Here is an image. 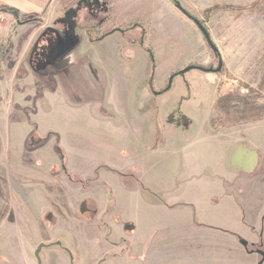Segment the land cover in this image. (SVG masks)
Segmentation results:
<instances>
[{
    "label": "rangeland",
    "instance_id": "1",
    "mask_svg": "<svg viewBox=\"0 0 264 264\" xmlns=\"http://www.w3.org/2000/svg\"><path fill=\"white\" fill-rule=\"evenodd\" d=\"M255 2L117 0L113 3L114 8L109 16L110 24L107 22L105 26L98 29L101 35L105 34L106 31H110L108 29H110L109 25L112 26L111 22L119 26L133 24V28L142 26L145 29L142 31V34H146L143 45L137 42L141 33L139 29H136L135 33L128 31L126 37L123 36L124 39L115 33L111 38L106 39L107 43L101 48L104 52L103 56L109 58L108 64L110 59L114 61L112 66L109 64V76L114 88L111 92L113 94L110 100L111 105L116 108L115 112L120 113L116 114V117L120 120L122 116L121 121L133 124V127L126 131L128 135L126 150L128 151L130 146L129 150L133 155H136L138 151L136 149H140L139 153L144 152L142 157H139V162L135 163L128 159L127 163H131L130 174L132 175L141 167L146 169L144 184L146 187L144 189L140 187V189L142 194L146 193L148 203L158 205L164 201V195L159 190V182L163 177L166 181L171 180L172 184H175L176 179L171 170L164 169V166H169L171 162L163 153L165 131L154 128V120L153 117H149L150 115L137 119L134 115L136 108L130 103V95L143 79L144 73L149 89L150 79L169 77V73L187 61L192 63L176 72L199 66L223 76L224 80L219 87L226 84L231 91L228 95L232 96L230 102L232 109L227 114L225 123L235 124L264 118V31L255 34V26H253L254 29L251 28V24L257 26L263 24L264 29V0L251 10L253 15H244L243 11L231 10L229 12L237 11L234 19L221 20L223 13L228 12L223 9L224 6L238 8ZM215 7L217 8L215 11H210ZM105 16H101L99 21H104ZM219 22L226 23L224 31L218 32L216 26ZM188 24L198 30L210 57L209 63L203 65L193 62L197 54L194 44H191L192 47L189 49L182 46L184 39L189 40L187 38ZM204 33L214 49L210 47ZM127 38L130 39L129 47L134 43L139 46L129 48L132 56H127L126 52L123 53V49L117 50L115 46L117 42L121 43ZM262 43L263 46H261ZM99 49L98 46L95 51ZM220 64L223 69L221 68L222 71L220 69L217 73ZM199 72L206 73L203 70H191L189 71L191 75L187 78H184V75H178L172 81L168 78L165 84H162V88L165 89L171 81L170 87L177 94L185 93L188 85L192 88L209 90L203 99L189 104L190 112L197 120L192 128L196 133L202 129L206 131L207 119L211 114V87L201 78ZM53 91L55 94L50 99L54 102V106L48 109V113L46 114V108L40 112L37 103V115L34 116L33 112L31 113L35 122L34 126L38 127L37 131L40 135L39 152L46 156L47 160L36 159V154L31 152L38 146L33 148L32 143L28 142V154L21 161L19 158L22 156L20 155L22 153L20 135L24 128L20 127L18 119H12L8 126V122L5 123L3 118L5 114L2 117L0 113V182L5 189L4 202L0 198V264H37L34 253L38 246L58 241L69 250L68 257L60 248H44L39 254L41 264H69L70 257L73 260L72 264H99V255L103 252L102 245L95 238L96 226H98L96 223L100 206L105 208L107 204L100 199L98 203L94 200L95 216L90 217L91 211H86L85 217L82 215L80 205L76 203L80 198L79 192L90 195L91 198H95L97 193L96 197H98L102 187L99 184L101 180L100 177L98 178V171L105 166L109 174H116L113 172V162H105L96 168L94 164L86 167L84 165L86 162L83 164L74 159L78 156H73L70 152L68 154L65 143H68L71 137L79 138L80 135H84L80 125L86 119V113L84 110L80 111L78 107L62 103L61 97L64 96L71 102L79 97L78 93L75 92L71 96L64 90L53 89ZM57 94L60 95L57 96ZM236 140L241 143H235ZM255 140H259L263 148L254 151L260 155L261 159L257 170L248 175V179L253 181L235 182L232 185L235 189H231L232 202L224 200L223 207L218 211L220 217H227L226 212H228L232 216L231 219L246 224H239L238 233L242 234V238L245 233L248 235L258 230L256 224L260 223V218L263 219L264 216V119L236 126L226 127L225 125L214 131V136H209L210 145L214 146L216 152L224 148L228 149L234 143L243 144L248 148L251 141ZM56 144L62 151L57 158L54 155ZM63 167L70 171L64 175V179L63 172L61 173ZM17 171L21 172L25 178L18 177ZM47 171L54 174V178H49L54 182L53 187L47 179L31 177L32 174L38 175V173L44 174L45 177ZM58 173L61 175L59 176ZM127 175L129 176L128 173ZM28 177L30 179H27ZM97 178L98 184L95 182ZM121 178L127 179L125 176ZM177 178L179 183L184 182L182 174ZM110 180L111 176H108V181ZM60 181H63L64 185L58 187L62 184ZM137 187L134 185V188ZM108 197H110L109 194ZM86 201L88 205H93L91 199ZM114 202L119 206V201ZM110 208L109 205L108 210ZM122 210L123 208H119V211ZM152 212L155 211L148 212L149 218L146 219V224L155 222L154 224L163 225L165 218L154 221L152 218L155 213L152 214ZM186 219L184 215H180L177 221L167 220L169 224L175 223L176 228L167 230L162 228L151 232L150 241L148 246L146 243V251L143 252L145 254H142L143 257L137 264H264L262 262L264 241L259 238V232H255L258 236L255 243L251 244L250 240L247 243L244 242L248 246V251L252 250L249 253L241 245L242 240L238 237L211 229L210 226L196 222V219L192 223H188ZM259 226L264 229V219ZM156 227L160 228L159 225ZM98 228L100 232L103 231L101 226ZM148 229L149 227L146 231ZM141 230L139 226V233Z\"/></svg>",
    "mask_w": 264,
    "mask_h": 264
},
{
    "label": "crops",
    "instance_id": "2",
    "mask_svg": "<svg viewBox=\"0 0 264 264\" xmlns=\"http://www.w3.org/2000/svg\"><path fill=\"white\" fill-rule=\"evenodd\" d=\"M116 1L0 0V113L2 117L5 114L3 118L5 123L8 122V126L12 119H18L20 127L24 128L20 135L22 150L20 160L28 154L27 145L31 139L38 146L31 152L36 154V159H48L39 152L40 135L31 116L32 112L34 116L37 115L36 103L39 111L46 108L47 114L48 109L54 106V102L50 99L55 94L53 89L64 90L71 96L76 92L79 97L75 98V101L70 102L64 96L61 99L62 103L78 107L80 111L84 110L86 113V119L80 125L84 135H80L79 138L71 137L69 142L65 143L67 152L78 156L77 159L74 158L75 160L86 162L83 163L86 167L94 164L96 168L105 162H113V172L116 173L109 174L105 166L101 167V171L97 170L98 178L100 177L101 180L99 184L102 185L99 186L98 197H96L97 193L95 198L80 194L77 203L89 199L98 203L100 199L107 204L105 208L101 206L99 208L96 225H102L103 233L96 226L95 237L102 245L103 252L99 256L106 258L104 264H137L141 261L142 254H145L143 252L146 251V243L148 246L151 232L162 228L163 230L176 228L175 223L169 224L167 220L177 221L180 215H184L188 223L196 219V222L202 225L234 235L245 243L250 240L252 244L258 240L255 232H259V238L264 241V229L259 226L264 216L263 219L260 218V223L256 224L258 230L250 232L248 234L250 237L245 233L243 238L238 232L239 224L246 225L244 222L239 223L231 219L232 216L228 212H226L227 217L219 216L218 211L223 207V201L232 202L231 189H235L232 185L238 180L242 183L253 181L248 179V175L257 170L261 159L254 151L263 148L259 140L251 141L248 148L243 144H235L241 143L236 140L228 149L224 148L217 152L214 146L210 145L209 136H214L211 127L215 118L214 104L217 99L231 92L226 84L219 87L224 80L222 75L199 72L201 78L211 87V114L207 119L206 131L202 129L196 133L192 128L197 120L190 112L189 104L203 99L209 90L192 88L188 85L185 93L177 94L171 87L162 88V84H165L169 77L154 78L153 88L148 89L144 73L143 79L130 95V103L136 108L134 115L137 119L150 115L149 117H153L154 120V128L165 131L163 153L171 162L169 166H164V169L171 170L176 180L175 184H172L171 180L166 181L164 177L160 180L159 190L164 195V201L158 205L148 203L146 193H141L140 187L143 189L146 187L144 185L146 169L141 167L132 175L131 163L127 161L131 159L132 162H139V157H142L144 152L139 153L140 149H136L138 151L133 155L130 153V146L128 151L126 150L128 136L126 131L130 130L133 124L121 121L122 116L120 120L116 117V114L120 113L115 112L116 108L111 105L110 100L113 97L111 92L114 88L109 76V64L112 66L114 61L110 59L108 64L109 58L103 56L104 52L101 48L115 33L123 37L128 31L135 33L137 28H133V24L119 26L111 22L112 26L109 25L110 29H108L110 31H106L107 35L104 37H101L98 30L110 22L109 16ZM245 1L251 3L257 0ZM13 13L17 15L16 18ZM242 13L253 15L252 11ZM235 15L237 11L223 13L221 20L228 18L233 20ZM101 16H105L104 21H99ZM28 19L33 21L21 23ZM225 25L226 23L219 22L216 26L218 32L224 31ZM128 26H131V29L126 30L125 33L117 32ZM253 26H255V34L263 33V24L259 26L251 24V28L254 29ZM138 28L145 30L142 26ZM187 33L189 40L184 39L182 46L189 49L192 47L190 45L194 44L197 54L193 62L203 65L209 63L210 57L196 27L192 28L188 24ZM126 40L117 42L116 49H123V53L132 56L130 49L138 45L134 43L129 47L130 39ZM145 40L146 35H143L137 42L143 45ZM98 46L100 49L96 52L95 48ZM189 63L192 62L186 61L178 65L179 68L169 73V76ZM190 75V73L184 74V78ZM52 139L54 140V137ZM54 153L56 158L62 153L57 144ZM62 170L64 179V175H67L69 170L67 171L66 167ZM180 173L184 176L182 183H179L177 178ZM108 176H111L110 181ZM122 176L127 179L122 180ZM98 178L95 180L96 183ZM60 183L64 185L63 181ZM134 185L138 187L134 188ZM114 201H119V206ZM109 205L111 208L108 210ZM93 208L96 210L95 205ZM119 208L123 210L119 211ZM149 211H155L152 212L155 213L152 218L154 221L164 217L165 223L146 224ZM157 225L160 228H157ZM139 226L142 229L140 233ZM147 227L149 229L146 231ZM123 248L126 251L122 250ZM115 255L116 257H112ZM262 256L264 258V251Z\"/></svg>",
    "mask_w": 264,
    "mask_h": 264
},
{
    "label": "trees",
    "instance_id": "3",
    "mask_svg": "<svg viewBox=\"0 0 264 264\" xmlns=\"http://www.w3.org/2000/svg\"><path fill=\"white\" fill-rule=\"evenodd\" d=\"M263 0H257L255 3L249 5V6H243V7H233V6H224V10L225 11H231V10H237V11H251L254 10ZM217 8H213V10L210 11H215ZM208 12V11H207ZM33 21V19H28V20H24L21 23H26V22H31ZM197 69L202 70V67L196 66ZM223 69V68H222ZM221 69V71H222ZM180 75L179 72L173 73L170 75L171 79H174L176 76ZM149 85H150V89H152V84H153V78L150 79L149 81ZM232 96L231 95H227L225 97H221L219 99H217V101L214 104V111H215V118L212 120V130L216 131L219 129V127L222 126H236V125H241V124H247L253 121H258V120H263L264 118H259L256 120H251V121H247V122H242V123H235V124H229V123H225V118L227 116V114L229 113V111L232 109L230 106V102H231Z\"/></svg>",
    "mask_w": 264,
    "mask_h": 264
},
{
    "label": "flooded vegetation",
    "instance_id": "4",
    "mask_svg": "<svg viewBox=\"0 0 264 264\" xmlns=\"http://www.w3.org/2000/svg\"><path fill=\"white\" fill-rule=\"evenodd\" d=\"M128 29H131V26H128V27H126V28H124V29H122V30H118L117 32H120V33H125L126 32V30H128ZM136 29V28H135ZM137 29H139L138 27H137ZM140 30V37L141 36H143L144 34H142V31H143V29H139ZM105 35H107V33H105V34H102L101 35V37H104ZM146 35V34H145ZM100 37V36H99ZM193 67V66H192ZM194 68L195 69H193V70H197V71H200L199 69H197V67L196 66H194ZM222 68V67H221ZM174 73H176V72H174ZM189 73V72H188ZM173 74V73H172ZM185 74H187V73H185ZM212 74H215V73H212ZM171 75V74H170ZM181 75V74H180ZM184 75V74H183ZM169 79H171L170 78V76H169ZM173 79H171V81H172ZM170 82V81H169ZM153 85V84H152ZM168 89H169V86H168ZM29 142H31L32 143V147L34 146H36V143L34 144L33 142H32V139L29 141ZM31 145V144H30ZM33 147V148H34ZM22 161V160H21ZM38 173V172H37ZM16 175L18 176V177H23V178H25V176H23V174L21 173V172H19V171H17L16 172ZM33 176H31V177H38V178H40L41 180L42 179H44V180H46L47 179V181H48V183H52L53 185H52V187L54 186V182L53 181H50L51 179H49V178H52L53 177V175L54 174H51L50 172H48L47 171V174L45 175V177H44V174H39L38 173V175H34V174H32ZM54 178V177H53ZM27 179H30V177H28ZM58 183V182H57ZM60 186H62L61 184L58 186V187H60ZM5 191V189H4V186L1 184V182H0V198L1 199H3V202H4V200H5V197H4V194H3V192ZM80 192H79V195H78V197H80ZM82 195V194H81ZM85 200V199H84ZM93 203V205H88L87 204V201H82V202H80L79 203V205H80V207H81V211H82V215L83 216H85L84 215V213L86 212V211H91V213H92V215L90 216V217H92V216H95V208H93L94 207V202H92ZM77 204V203H76ZM91 206V207H90ZM86 217V216H85ZM0 219H1V214H0ZM48 219V218H47ZM101 229H102V225H101ZM55 243H60V245L59 246H55V245H53V246H50V247H46V248H51V247H56V248H60V249H62V251L64 252V253H66L67 254V257H68V254H69V250L66 248V247H64L63 245H62V243L60 242V241H58V242H54V243H50V244H48V245H44V244H41V245H44V246H49V245H51V244H55ZM240 243H241V245L242 246H244L246 249H247V245L246 244H244V241L242 242V241H240ZM42 249H44V248H42ZM122 250H124V251H126V249L125 248H123ZM247 251H248V249H247ZM251 251L252 250H250V251H248L249 253H251ZM122 251H120V253H121ZM124 253V252H123ZM257 254H259V252H256ZM262 253V252H261ZM40 254V253H39ZM117 254V253H116ZM112 257H116V255L115 256H112ZM1 259H2V257H1ZM36 259V258H35ZM69 259V258H68ZM70 263L69 264H72V257H70ZM37 261V260H36ZM106 261V258H103V257H99V264H104V262ZM263 262V261H262ZM37 264H41V262L40 263H38V261H37ZM95 264V263H94ZM260 264H262V263H260Z\"/></svg>",
    "mask_w": 264,
    "mask_h": 264
},
{
    "label": "water",
    "instance_id": "5",
    "mask_svg": "<svg viewBox=\"0 0 264 264\" xmlns=\"http://www.w3.org/2000/svg\"><path fill=\"white\" fill-rule=\"evenodd\" d=\"M13 16H14L15 18L17 17V15H16L15 13H13ZM204 35H205L206 40L208 41V39H209L208 36H207L205 33H204ZM208 43H209L210 47L214 49V47L212 46V44H211L209 41H208ZM193 69H195V68H194V67H188V68H186L185 70L180 71L179 73H180L181 75H183V74L188 73L189 71H191V70H193ZM220 69H221V64L219 65V68H218V70H217V73L220 71ZM202 70L205 71L206 73H212V71H210V70H204V69H202ZM170 85H171V81L169 82V88H170ZM53 245H55V246H59L60 243L51 244V245H49V246H44V245H39V246H38L37 250H36L35 253H34V256H35L36 260L38 261V263H40L39 253L41 252L42 248L50 247V246H53Z\"/></svg>",
    "mask_w": 264,
    "mask_h": 264
}]
</instances>
